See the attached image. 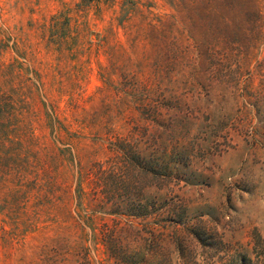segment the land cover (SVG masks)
<instances>
[{
  "label": "rangeland",
  "instance_id": "rangeland-1",
  "mask_svg": "<svg viewBox=\"0 0 264 264\" xmlns=\"http://www.w3.org/2000/svg\"><path fill=\"white\" fill-rule=\"evenodd\" d=\"M144 105L161 114L157 124ZM169 119L190 156L188 181L144 195L159 220L181 224L98 201L80 226L64 185L48 183L56 121L88 167L111 156L108 139L140 150L167 141ZM75 165L55 171L72 192ZM196 228L224 248L203 247ZM257 241L264 247V0H0V264L85 255L90 264H223L220 250L253 258Z\"/></svg>",
  "mask_w": 264,
  "mask_h": 264
},
{
  "label": "trees",
  "instance_id": "trees-1",
  "mask_svg": "<svg viewBox=\"0 0 264 264\" xmlns=\"http://www.w3.org/2000/svg\"><path fill=\"white\" fill-rule=\"evenodd\" d=\"M140 105V104H139ZM143 105V104H142ZM144 109V114L150 115L154 123L161 114L157 109L151 111L146 108L147 105L141 106ZM161 126V125H159ZM165 131H168L167 141L156 139L153 143L148 144L144 150L138 148V144L125 139L107 140V149L111 154L105 161L94 162L88 167H85L80 157L75 153L69 152V147H66L59 140L58 130L69 133V128L60 121H56L55 133L52 134L53 142L59 144L61 148L49 146L47 148L48 159L55 160L58 163L56 169H53L49 164L46 168L48 183L51 187H59L64 185L62 190L63 195L75 202V207L78 211L77 218L80 226H87L92 223V213L88 212L89 207L96 202H103L105 205H111L116 212L122 215H128L136 219H147L154 217L158 222H169L170 224L179 225L172 218L159 220L158 214L161 207H156V201H147L144 193L151 189L159 190L166 188L170 194L176 189L179 190L182 183L188 181L187 173L185 172L191 164L190 156L187 149H182L180 141L183 136L176 133L173 119H169L167 125L162 126ZM79 137V133L73 134ZM72 136V135H71ZM95 141H100L98 136L94 137ZM193 143V142H192ZM193 147L196 144H192ZM72 149V148H71ZM68 153V154H67ZM69 161L75 163L76 167V183L72 192V184L67 181L62 182L55 171L61 167H65ZM61 182V183H60ZM88 189V193L86 190ZM88 204V207H87ZM98 206V205H97ZM84 217V219H83ZM158 221V222H157ZM106 225H103V228ZM193 237L205 248L217 249L224 245L220 237H215L213 233L203 231L198 228L189 230ZM153 236V234H152ZM254 257H248L244 254H236L230 249L220 250L224 253L222 258L223 264H264V247L261 242L257 241ZM183 256L185 248L181 243L177 244ZM82 264H90L87 257L83 258Z\"/></svg>",
  "mask_w": 264,
  "mask_h": 264
}]
</instances>
